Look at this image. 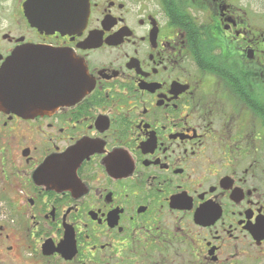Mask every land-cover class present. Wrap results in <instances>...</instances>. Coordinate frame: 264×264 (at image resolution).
I'll use <instances>...</instances> for the list:
<instances>
[{
    "label": "flooded vegetation",
    "instance_id": "1",
    "mask_svg": "<svg viewBox=\"0 0 264 264\" xmlns=\"http://www.w3.org/2000/svg\"><path fill=\"white\" fill-rule=\"evenodd\" d=\"M23 1L0 69L44 47L46 98L0 111V264H264V0H89L55 31Z\"/></svg>",
    "mask_w": 264,
    "mask_h": 264
},
{
    "label": "water",
    "instance_id": "2",
    "mask_svg": "<svg viewBox=\"0 0 264 264\" xmlns=\"http://www.w3.org/2000/svg\"><path fill=\"white\" fill-rule=\"evenodd\" d=\"M89 11V0L23 1L27 22L39 31L85 24ZM47 56L44 47L23 44L4 59L0 69V111L21 113L27 107L33 110L36 99L41 101L45 97L39 76L29 71L28 67L35 61L45 60Z\"/></svg>",
    "mask_w": 264,
    "mask_h": 264
},
{
    "label": "rangeland",
    "instance_id": "3",
    "mask_svg": "<svg viewBox=\"0 0 264 264\" xmlns=\"http://www.w3.org/2000/svg\"><path fill=\"white\" fill-rule=\"evenodd\" d=\"M0 35H2V33H6V31H11V32H15V21L16 19H6V18H10L9 14L7 13V9L15 7L16 2L15 0H0ZM6 17V18H3ZM16 31H21L20 29H16ZM22 32H26V30L24 29ZM28 37H31V34H28ZM0 42H2L1 38H0ZM1 48L3 46V43L0 44Z\"/></svg>",
    "mask_w": 264,
    "mask_h": 264
}]
</instances>
